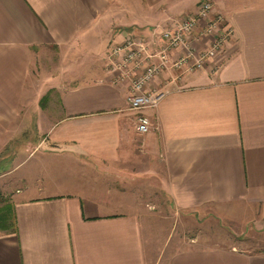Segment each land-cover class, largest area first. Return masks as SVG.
Returning <instances> with one entry per match:
<instances>
[{
	"label": "crops",
	"instance_id": "1",
	"mask_svg": "<svg viewBox=\"0 0 264 264\" xmlns=\"http://www.w3.org/2000/svg\"><path fill=\"white\" fill-rule=\"evenodd\" d=\"M199 1L0 0V156L29 128L31 109L47 145L10 172L20 186L11 213L0 205V264H264V250L239 244L153 245L140 212L137 194H164L179 213L214 218L237 235L264 221V0H211L233 36L202 68L156 76L149 88L164 95L155 107L129 109V81L108 56L129 33L158 40L154 26ZM48 46L62 55L55 81L66 84L61 115L47 121L33 102L32 65ZM139 112L151 122L144 134L135 129ZM37 153L36 166L56 161L85 188L32 187L20 169ZM124 191L128 207L115 199Z\"/></svg>",
	"mask_w": 264,
	"mask_h": 264
},
{
	"label": "rangeland",
	"instance_id": "2",
	"mask_svg": "<svg viewBox=\"0 0 264 264\" xmlns=\"http://www.w3.org/2000/svg\"><path fill=\"white\" fill-rule=\"evenodd\" d=\"M63 68L62 55L57 48L48 46L35 50L32 73L33 77H38L39 79V88L37 89L38 96H33L34 99H32L34 104L36 100L40 101V114L44 120H56L61 115L60 87L66 83L57 82L55 78L62 75ZM29 100L31 99H28L26 102ZM30 103L32 104V102ZM34 104L31 106L34 107ZM28 113L26 122H29V128L25 129L23 135L18 136L16 141L5 149L7 151L3 156H0L4 157L0 159V194L2 198L0 205L4 203L10 205V194L20 186L15 182L13 174L10 173L15 163H19L20 160L28 156L38 144L41 145L39 146V150L45 149L44 147L47 146L41 144V140L45 135L38 134L36 128L34 129L37 118L36 113L32 109ZM31 156L25 161L26 164L20 169V172L28 170V174L30 175L25 180L32 187L36 188V186L40 185L48 187L49 183H53L56 185L55 188H61V190L69 188L77 189L79 186L85 188L86 185L82 186L78 183H82L81 177L79 179L77 176L72 177L70 171L59 166V163L56 161H53L48 166H45L43 163L41 165L37 163L36 166L35 162L40 159V155L37 153ZM33 174L34 176H31ZM95 182L100 183L102 181L97 179ZM137 195L141 197L140 206L144 207V210L140 212L142 216L145 215L147 217L149 221L148 229L153 233L151 236L153 245L155 243L158 246L165 245L168 249H182L239 244L264 250V221L250 222L245 227V232L237 235L229 226L222 224L214 218L204 216L196 219L190 213H179L164 194L150 195L149 197H145L140 193ZM99 196L110 197L115 201V195L113 194H102ZM116 197L115 199L121 200L119 202L124 204L125 207L133 203L129 200L131 197L126 192ZM145 198H149L150 201ZM121 206L123 207V205ZM7 210L11 213L8 206ZM146 244H149V242H146Z\"/></svg>",
	"mask_w": 264,
	"mask_h": 264
},
{
	"label": "built area",
	"instance_id": "3",
	"mask_svg": "<svg viewBox=\"0 0 264 264\" xmlns=\"http://www.w3.org/2000/svg\"><path fill=\"white\" fill-rule=\"evenodd\" d=\"M151 34L158 40L150 41L141 34L129 33L122 44L112 45L109 59L119 72V79L129 81L126 101L129 109L140 111L155 107L164 95L162 89H150V82L164 72H192L202 68L233 36L226 18L214 11L211 0H200L194 11L167 27L156 25ZM208 40L207 46L198 44ZM148 116L137 113L135 129L139 134L148 132Z\"/></svg>",
	"mask_w": 264,
	"mask_h": 264
},
{
	"label": "trees",
	"instance_id": "4",
	"mask_svg": "<svg viewBox=\"0 0 264 264\" xmlns=\"http://www.w3.org/2000/svg\"><path fill=\"white\" fill-rule=\"evenodd\" d=\"M2 202V198H1V194H0V203ZM7 206H9V205H7ZM10 210L12 211V208H11V206H10ZM7 212H8V210H7ZM10 212H8V214H9ZM11 217H13V215H11Z\"/></svg>",
	"mask_w": 264,
	"mask_h": 264
}]
</instances>
